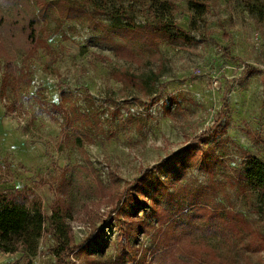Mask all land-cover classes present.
Masks as SVG:
<instances>
[{"label":"rangeland","instance_id":"obj_1","mask_svg":"<svg viewBox=\"0 0 264 264\" xmlns=\"http://www.w3.org/2000/svg\"><path fill=\"white\" fill-rule=\"evenodd\" d=\"M202 4L196 21L188 0L160 6L161 38L89 0H0V189L22 185L46 217L37 257L0 264H139L161 248L157 213L183 260L264 264L251 243L264 217L238 185L248 158L264 163V0ZM122 5L153 24L146 0ZM65 94L78 127H62ZM63 204L74 240L59 259L50 218Z\"/></svg>","mask_w":264,"mask_h":264},{"label":"trees","instance_id":"obj_2","mask_svg":"<svg viewBox=\"0 0 264 264\" xmlns=\"http://www.w3.org/2000/svg\"><path fill=\"white\" fill-rule=\"evenodd\" d=\"M90 5H92L95 11L102 15L107 16L112 21H117L119 19L126 20L129 25L123 27V31L134 33L136 31L145 32L148 36L151 34L158 35L161 38H166L172 36L171 29L168 25H164V16L161 17L159 12L160 6H169L175 0H146L149 3V12L153 18V24L149 23L144 26L136 25L131 18L128 10L122 5L124 0L120 1L121 5L117 8L115 5H108L109 0H89ZM189 7L194 12V20L201 19L204 15L205 8L202 1L206 0H188ZM69 8L65 7V12ZM260 12L261 6L256 7V11ZM69 11L65 14H61L64 18H73L75 15V10L71 15H67ZM255 12V11H253ZM182 33V31H179ZM123 48L118 45L114 47L115 55L122 58ZM10 75H13V69L11 66L5 71V75L2 80V87L4 88L9 82ZM67 97L69 95L65 94L62 96L61 105L58 109L61 110L63 115L62 127L66 124H73L76 127L79 126L82 114L80 113V119L77 111L72 107L69 102H67ZM64 101V102H63ZM70 105V106H69ZM55 106V105H54ZM72 122V123H70ZM82 126V125H81ZM209 136V134H208ZM207 135H203L200 139H206ZM206 144L205 142H202ZM209 161L204 160V164ZM155 170V168H154ZM240 180L238 185L240 186L241 194L245 196L247 200L252 203V206L257 214L264 217V163L255 157L248 158L245 163H243L242 169L239 171ZM23 186H18V189L10 188L8 190L0 189V253L3 254H17L24 253L26 258L31 262L37 257L39 252L40 242L45 234L46 217L42 212L41 205L38 201L29 202L28 198L18 194V190H21ZM116 207L111 208V213H115ZM65 212V214H64ZM69 212H66V207L60 206L58 210L52 213L50 221L54 227V240L57 242L56 256L61 259V256L65 253L71 252L70 246L73 242L72 229L70 225L66 223L68 219ZM158 215V226H167L164 230L159 228L158 235H160L157 246L161 247L156 250L160 254L154 256L156 251H153L152 259L148 260L147 257H143L139 264H155L154 258L161 259L160 262L156 264H212L209 261H203L199 259L196 254L197 259L194 261L183 260L179 254L189 251L186 248L183 237H178L172 225L170 217L166 214ZM252 235L255 239L251 240L253 244L257 241L259 244V251L264 252V232L262 230H253ZM152 262V263H151Z\"/></svg>","mask_w":264,"mask_h":264}]
</instances>
